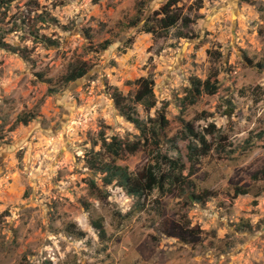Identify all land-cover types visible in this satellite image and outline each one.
I'll return each mask as SVG.
<instances>
[{
	"label": "rangeland",
	"instance_id": "374dc122",
	"mask_svg": "<svg viewBox=\"0 0 264 264\" xmlns=\"http://www.w3.org/2000/svg\"><path fill=\"white\" fill-rule=\"evenodd\" d=\"M6 2L0 38L17 53L0 48V264H264V0H178L187 25L166 33L169 0ZM80 66L83 78L62 82ZM215 72L217 93L185 106L191 80ZM140 78L153 105L135 100ZM122 106L148 129L165 112L160 148ZM187 127L209 151L192 169ZM114 138L139 149L112 156ZM157 151L185 165L201 202L184 181L132 198L89 164L135 175Z\"/></svg>",
	"mask_w": 264,
	"mask_h": 264
},
{
	"label": "trees",
	"instance_id": "16d2710c",
	"mask_svg": "<svg viewBox=\"0 0 264 264\" xmlns=\"http://www.w3.org/2000/svg\"><path fill=\"white\" fill-rule=\"evenodd\" d=\"M200 3H202V0H199ZM178 3V0H169L166 5H164L159 14L161 15L160 20L158 21V30L167 32L172 27L176 26L177 23L182 20V23L187 25V18H183L181 13L175 11L172 9L173 6H176ZM4 5H8L6 0H0V8ZM201 7V6H200ZM148 33H155L154 27L150 26L149 28H146ZM42 40V39H41ZM111 44L110 41H105L103 44V49H106ZM0 48L6 49L9 51H13L17 53V50L14 46L11 44H8L5 42L4 38H0ZM88 72V68L85 66H80L76 68L75 70L69 72L66 74L63 78V83L70 84L72 82H75L81 78H83ZM212 76V77H211ZM210 77H208L206 80L202 81L198 78H193L191 80V86L188 89V94L183 99V104L186 105H193L196 103L197 99L203 94L206 93L208 95L216 94L219 89L218 79H217V73H213ZM212 78H214V81L212 82ZM138 84L140 85V88L138 90V93L135 97V100L138 102H145L146 104L153 105L152 99L154 97V83L152 80H149V78H140L138 80ZM54 93L57 92V90H53ZM118 103L120 104L119 100ZM123 108V106H122ZM165 111V105L163 106ZM124 109V108H123ZM160 115L159 119L155 121V124L151 126L150 129H148L147 125L142 122L139 118L135 117L130 112L126 111L124 109V115L126 118L131 121L135 127L141 131V135L145 136L149 134L151 131V135L154 138L152 142L155 143L156 147L160 148L161 141L160 133L164 128H166L168 120L166 118L165 112ZM31 120V116H22L19 118V121H21L23 124H28V122ZM188 128V134L189 137L192 139L188 146V155L187 159L190 163V168L192 169L195 164L197 163L200 156L207 154L208 148H207V140L204 135H200L199 133L194 132L192 128ZM138 143H126L122 140L114 138V140L107 142L104 140L103 146L105 147L106 151L111 153L112 156H118L121 152L129 151V152H135L139 149ZM157 158L160 159V161H156V164L149 166L148 168L144 169L143 171L133 175L126 167H123L121 165H118L116 163H104L101 160H98V157L95 156L94 160H90L89 164L92 168L98 169L101 172H103L102 176V182L104 186L109 185H117L122 188V190L130 197L132 198H138L142 199V197L146 194V192L149 189H152V187L155 185L159 191H166L165 185H175L178 184L180 181H184L187 183V188L185 190V197L189 199L192 202H201L202 201V195H197L195 192L191 191L190 188V180L185 178L183 176V173L185 172L184 164L180 163L179 159L173 160L168 158L167 154H163L160 151H157ZM164 161V162H161ZM167 167V171L163 170V166ZM176 172L178 174H176ZM261 173L264 174V168L261 170ZM92 186L96 187V184L92 182ZM162 192V193H163ZM249 194V190L245 187H236L234 189V195L236 197L238 196H244ZM165 224V227H168V229H177L174 228L175 225H171L170 220H165L163 222ZM95 227L99 231V235L101 237L106 236V230L103 227V225L99 222L94 223ZM173 226V228H171ZM179 230V229H177ZM180 232V231H179ZM175 232L172 235H180V233L183 234L181 231ZM177 233V234H176Z\"/></svg>",
	"mask_w": 264,
	"mask_h": 264
}]
</instances>
